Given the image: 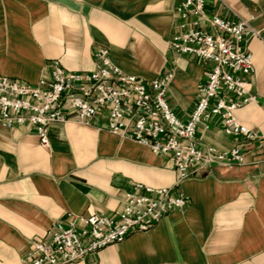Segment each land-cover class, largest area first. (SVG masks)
<instances>
[{
  "label": "crops",
  "instance_id": "crops-1",
  "mask_svg": "<svg viewBox=\"0 0 264 264\" xmlns=\"http://www.w3.org/2000/svg\"><path fill=\"white\" fill-rule=\"evenodd\" d=\"M179 2L0 0V73L35 84L55 59L67 70L91 71L96 52L107 48L124 72L146 81L173 73L167 101L187 120L210 63L171 47ZM207 10L258 31L247 42L255 99L235 111L255 139L226 134L219 117L198 130L200 146L244 148V161L199 169L179 183L185 208L70 264H264V0H207ZM178 177L169 155L111 132L107 111L89 124L73 115L53 122L48 146L29 124L0 123V264H24L57 221L114 214L135 183L173 187Z\"/></svg>",
  "mask_w": 264,
  "mask_h": 264
},
{
  "label": "built area",
  "instance_id": "built-area-1",
  "mask_svg": "<svg viewBox=\"0 0 264 264\" xmlns=\"http://www.w3.org/2000/svg\"><path fill=\"white\" fill-rule=\"evenodd\" d=\"M176 11L182 22L170 45L210 63L199 84L200 96L187 120L180 119L167 101L173 73L146 81L124 72L107 48L95 54V69L70 71L59 59L50 75L32 84L0 73V123L9 127L29 124L40 143L49 145L53 122L75 116L89 124L101 111L108 112V129L169 155L178 172L173 187L154 188L137 182L126 191L123 208L114 214L92 213L57 221L44 240L34 242L24 264H70L116 242L132 232L147 231L172 211L185 208L189 199L179 183L213 164L244 161L245 149L216 151L200 146L198 130L219 117L226 134L243 142L255 132L235 111L255 99L250 93L254 72L247 42L258 31L242 18H227L207 10V0H180Z\"/></svg>",
  "mask_w": 264,
  "mask_h": 264
}]
</instances>
